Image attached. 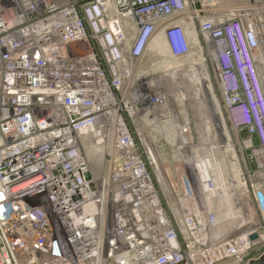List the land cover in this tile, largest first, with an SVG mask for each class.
<instances>
[{"label": "built area", "instance_id": "1", "mask_svg": "<svg viewBox=\"0 0 264 264\" xmlns=\"http://www.w3.org/2000/svg\"><path fill=\"white\" fill-rule=\"evenodd\" d=\"M199 1L0 0V264H249L264 254L247 256L264 240L259 225L214 239L195 169L163 199L133 129L138 117L176 119L158 113L166 95L138 72L160 36L170 55L190 54L193 29L227 121L244 134L242 188L264 217V0L225 16L203 15ZM85 141L102 149L100 170Z\"/></svg>", "mask_w": 264, "mask_h": 264}, {"label": "rangeland", "instance_id": "2", "mask_svg": "<svg viewBox=\"0 0 264 264\" xmlns=\"http://www.w3.org/2000/svg\"><path fill=\"white\" fill-rule=\"evenodd\" d=\"M213 1L214 0H201L197 3L196 6L203 10V15L206 11V12H210V14L212 13V15H215V16L216 15L225 16L226 13H229L232 10L236 11L240 9H247L250 4L252 7V3H254L255 0H215V2ZM208 15H209L208 13L205 14V16H208ZM158 43L160 46L161 43L159 39L157 42L152 44V48L153 46L157 48ZM201 47H202L201 49L202 57L205 58L207 69L209 71L211 82L213 84V89H211L208 86H205L202 83V81H200L199 84L195 85V89L197 88L196 90L195 89L189 90L187 87L182 85L181 78L180 79L178 78L180 77V73L187 74L189 77L194 76V78L195 76H199L198 75L199 69L197 68L196 61H195L197 56L191 59L188 56L189 54L184 57H174L172 55H170L171 56L170 57L169 56L170 53L168 54V52H165V57H167L168 59L165 57L158 59L157 56L152 55L154 56L152 57L150 55L148 59L143 63V67L141 69V72H138L139 73L138 76L140 77L153 76L154 78H158L159 75H162L163 77L162 79L164 80V83L163 81L158 79L160 80V82L157 81V84H158V87L166 95L167 103L163 109L158 111V113L162 114L165 112L167 116H170V115H172L173 117L177 116L175 120H177L178 126H183V124H185L186 122L188 123L190 127V133L188 134L187 137L186 135H184V140L187 139L186 144H188L189 147L193 149V151H196L197 149L199 150V148H202V147H207V148L210 147V144L203 145V143L205 144L204 132L206 133L210 132L212 135H214L213 138L215 141V145L213 146L215 148V152L224 155L226 152L225 148L231 146V144L233 145V148L237 155V160H238L237 162H238V167L241 171V176H245L246 178H248L247 170H246V162H245L246 152L241 142L242 141L241 138L244 136V134H240L238 131L233 129L227 121V115H226L225 107H224V99H223L222 91H221V88H220V85L217 79L214 64L211 59L208 45H206L203 41H201L200 48ZM196 51L197 49L194 50L193 52H196ZM166 55H168L169 57ZM256 55H257L258 61H261L260 56L264 55V44L261 46L259 53H257ZM162 56H164V53L162 54ZM193 56H195V54ZM151 70L157 71L158 73L155 74ZM259 70H260L262 82L264 85V69L262 66V61H261V65H259ZM170 79H175V80L177 79L178 85H176V83L175 85L173 84L169 85L165 80H168L169 82H171ZM192 91H194L192 95H194L196 91H199L198 97L200 98V101H201L200 105L202 106L201 115H197L196 108L195 110L193 109L194 105H193V102L191 101L193 99L190 95ZM212 93H214L215 96H217V100L221 105L223 117L226 118V119L224 118V121H225V126L227 129L223 128L222 125H219L216 123L218 120L217 118H215V116L218 112V107L215 108L213 106ZM182 96H184V98H182ZM185 111L187 112V115ZM202 114L203 115L205 114L204 115L205 117H203ZM183 115H185V117ZM145 120L146 118L144 117H138L135 120L133 129L136 133V139L138 140L140 147L143 150H145L146 153L149 154L151 158V170H152L154 177L156 178V181L158 183L157 184L158 189L160 190L163 199L170 201L174 197L173 187L177 191L185 190L186 184L184 183L185 179L183 178V176L186 173L188 175H191L192 177V170L189 168L186 161L181 156L182 150L177 149V147L181 148V145H182V143H180V139H178V136L176 137L175 142H174V137L169 138L166 141L167 142V147H166L165 142H163L162 140L156 139L158 137H155L154 134L152 135L149 132L148 128H146L144 124ZM161 145L164 146V149L166 148L167 150L166 154L163 151L164 149H162ZM188 151L189 152L186 154H188V156L191 157L190 155L192 154L191 149L189 148ZM186 152H187V149H186ZM206 152H207V149L202 148L201 151L195 155L198 156L199 160H203L206 162L207 156H208ZM151 155L154 156L155 158L152 157ZM153 158L156 160V162ZM170 158H172L173 160H170ZM228 158L230 159H229V162H227L226 164L227 167H226V170H224L225 173L228 170L230 164H233L232 166L235 165L234 163H231V161L233 162L235 160L231 157L230 154ZM208 161H209V165L213 164L212 159L208 158ZM156 164H158V166ZM193 181H195L194 178H193ZM231 181L233 183V187L231 188L233 191L232 194L235 193L233 200H232L233 205L235 206L236 209L242 210L241 214L243 215V218H244L243 222L241 221L238 223V224L241 223L239 226L240 230L244 228H248L247 226L259 225L261 227H255V228L260 229L263 235L264 234V217L262 216L261 212L258 211L252 194H246L243 188L240 189L239 185H237V182L235 180L231 179ZM237 186H238V190L240 191V194L236 192ZM216 196L214 199H216ZM202 200H205L204 197ZM212 201L213 200H211V207L214 210V216L218 217L220 213V208L214 201H213L214 203H212ZM203 202L205 203V201ZM262 249H264V240L262 241L260 246L253 248V250H251L247 256L253 257L259 252H261Z\"/></svg>", "mask_w": 264, "mask_h": 264}, {"label": "bare ground", "instance_id": "3", "mask_svg": "<svg viewBox=\"0 0 264 264\" xmlns=\"http://www.w3.org/2000/svg\"><path fill=\"white\" fill-rule=\"evenodd\" d=\"M189 35H190L193 47H192L191 53L188 56L191 59L193 57L197 56L195 61H196L197 68L199 69V72H198L199 76H195V78H194V76L189 77L187 74L180 73V77H178V78L179 79L181 78L182 85L187 87L189 90H194L195 85L199 84L200 81H202V83L205 86H208L211 89H213V84L211 82V78H210L209 71L207 69V64L205 62V58L202 57V50H201L202 47L200 48L199 42L197 40L196 34L194 33L193 29L189 30ZM159 41L161 43L160 46L158 43L157 48L153 46V48H152L153 50L151 49L152 50L151 56L154 55V56H157L158 59H161L162 57L163 58L165 57V52H168V48H167V46H166V44H165V42L161 36L159 37ZM196 49H197V51L193 52ZM163 53H164V56H162ZM194 54H195V56H193ZM154 56H152V57H154ZM166 56H168V55H166ZM169 56H170V54H169ZM165 58H167V57H165ZM260 58H261L260 60L262 61V66L264 69V55H261ZM151 71L154 72L155 74L158 73L157 71H154V70H151ZM152 78L156 83H157V81L160 82V80L163 81V83H164V80L162 79L163 78L162 75H159V77L156 79H154L153 76H152ZM158 79H160V80H158ZM165 81L169 85H172V84L175 85V83H176V85H178L177 79L176 80L170 79L171 82H169L168 80H165ZM197 81H198V83H197ZM193 92L194 91H192L190 94L192 99H193V100H191L193 102V105H194L193 109L195 110V108H196L197 115H201V107L202 106L200 105L201 101H200V98L198 97L199 91H196L194 93V95H192ZM182 98H184V96H182ZM212 101H213V106L215 108L218 107V112L215 116V118H217V120H218L216 123L219 125H222L223 128L227 129L225 126V121H224L225 117H223L221 105L218 102L217 96H215L214 93H212ZM186 115H187V112H186ZM204 115H203V117H205ZM183 116L185 117V115H183ZM176 117L177 116H174V118H176ZM232 118H233L234 122H236V123H242L243 122V117H242L241 113L239 115L234 114V116H232ZM144 124H145L146 128H148L149 132L152 135L154 134L155 137H158L156 139L162 140L163 142L166 143V147H167L166 141L169 138L174 137V142H175L177 136H178V139H180V143H182V144L184 143L186 145L187 152H186V150H182L183 152H182L181 156L183 158L185 157V161L191 170L192 169L196 170V172H197L196 178L198 177L200 179V181L196 184V191L200 194L201 200L204 197L205 200H203V201L206 202V199H207V203L212 210V213H213L212 217L213 218H212V223H211L210 229H211L212 235L214 236V239L219 238V237L228 236V235L236 232V230L239 231L240 230L239 226L241 223L240 224H238V223L241 221L243 222L244 218H243V215L241 214L242 210L236 209L235 206L233 205L232 200H233L235 193L232 194L233 191L231 188L233 187V183H232L231 179H233L237 182V185H239L240 189L243 187V180L241 178V171L238 167L237 155L235 153L233 145L231 144V146L225 148L226 152L224 155L217 153V152H215V148L213 146V145H215V141L213 138L214 135H212L210 132H208V133L204 132L205 144L203 143V145H209L210 144V147H208V148L202 147V148L207 149L206 153L208 156H207V160L205 162L203 160H199L198 156L195 155V154L199 153L202 148H199V150L197 149L196 151H193V149L191 147H189L188 144H186L187 139L184 140V135H186V137H187L190 132H188V134H185V133H183L182 130L179 131V126H178L177 120L171 118L170 120L165 121V122H158V119H155L153 117V119H146ZM186 125H188L187 122H186ZM226 133H227V131H226ZM161 147H162V149H164L163 145H161ZM189 148L191 149V152H192V154H190L191 157H189L188 154H186L189 152L188 151ZM85 149H86V153H87L89 159L93 163L94 168H98L100 166V168L98 169V170H100L102 167V158H101L102 149H99L97 146L93 145L92 143H90L88 141H85ZM177 149L179 150L180 148L177 147ZM163 151L166 154V151H167L166 148ZM218 154H220V155H218ZM229 154L235 160L233 162L231 161V163H234L235 165L232 166L233 164H230L228 170L225 173L224 170H226V167H227L226 164H227V162H229V159H230V158H228ZM152 157H154V156H152ZM172 158H173V156H172ZM172 158H170V160H173ZM208 158L212 159V161H213L212 165H209ZM155 162H156V160H155ZM156 165L158 166V164H156ZM207 176H210L212 178L214 185H215V187H214L215 191H209V189L206 185V180L204 179ZM236 192L238 194H240V191L238 190V186H237ZM215 196H216V199H214ZM211 200H213L220 208V213H219L218 217L214 216V210L211 207ZM213 201H212V203H214ZM262 239H264V236L262 237Z\"/></svg>", "mask_w": 264, "mask_h": 264}, {"label": "water", "instance_id": "4", "mask_svg": "<svg viewBox=\"0 0 264 264\" xmlns=\"http://www.w3.org/2000/svg\"><path fill=\"white\" fill-rule=\"evenodd\" d=\"M256 238H257V234L251 235V239L252 240H254ZM249 264H264V254H262L258 258H252V259H250Z\"/></svg>", "mask_w": 264, "mask_h": 264}]
</instances>
